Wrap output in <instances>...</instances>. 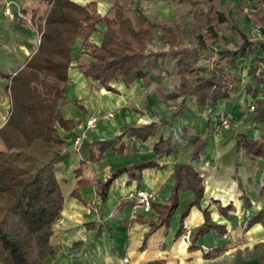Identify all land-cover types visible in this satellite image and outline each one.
Wrapping results in <instances>:
<instances>
[{"label":"crops","instance_id":"obj_1","mask_svg":"<svg viewBox=\"0 0 264 264\" xmlns=\"http://www.w3.org/2000/svg\"><path fill=\"white\" fill-rule=\"evenodd\" d=\"M5 1L12 2V16L6 14ZM71 1L82 6L95 2L102 16L110 15L114 7L121 4L133 13L142 10L156 25L172 21L177 29L160 24L164 32L161 29L158 35V28L155 29L152 44L157 37L163 41L164 35L182 43L188 41L178 32L177 24H181V18H177L178 5L191 4L196 8L190 18L193 27L197 23L196 11H208L204 3L197 6L181 0ZM50 2L0 0V128L5 125L11 108L7 77L20 71L37 51L40 34L34 17L35 14L43 17ZM226 17L230 24L236 25ZM243 23L250 28V22ZM106 30L104 24H99L98 31L90 38L91 43L100 45ZM192 43L183 45L190 49ZM222 43L220 35L215 46H209L207 52H200L193 60H197L198 66L211 67L216 52L236 47L223 49ZM82 44L83 40L79 39L76 54ZM147 52L158 54L151 49ZM255 57H264V50L259 48L255 54H249L240 61L239 69L231 70L233 77H239V83L234 82L231 99L220 101L215 112L201 110L196 98L189 97L185 103L188 110L178 118H174V112L185 97L176 96L181 77L176 60L167 51L154 59L150 86L137 80L127 87L115 80L111 86L117 93L106 90L98 80L87 78L75 61L69 69L66 99L60 103V113L65 120L73 121L74 128L70 131L58 128L65 147L62 153H56L55 163L65 203L51 238L53 253L44 264H125V258L130 264H264V159L254 161L245 151L237 149L238 133L247 134L250 140H259L263 133L260 123L253 121L250 109L262 97L254 99L246 90L248 84L255 82L249 75ZM202 58L209 64L200 63ZM172 105L175 106L170 108ZM224 115L231 117V127L217 125ZM91 117L98 118L94 128L86 125ZM150 124L155 125V133L147 140L127 132ZM122 135L120 142L107 148L103 159L89 160L95 141H109ZM77 136H83V144L75 150L73 142ZM196 137L205 141L198 154L190 141ZM168 138L172 139L173 151L159 158L155 145ZM2 142L0 140V146ZM99 154L96 150L95 157ZM148 161H155L156 166L121 174L111 183L105 200L97 194L100 181L106 182L115 169ZM180 164L191 165L203 178V197L183 218V211L195 201L196 195L193 191H180L178 208L169 225L150 232L157 216L153 209L146 214L141 208L138 215L133 216L134 194L138 189H147L153 194V204H167ZM206 214L211 227L198 238L196 247L190 249V243L184 239L185 232L204 225ZM218 249H222L220 255L207 256Z\"/></svg>","mask_w":264,"mask_h":264},{"label":"trees","instance_id":"obj_2","mask_svg":"<svg viewBox=\"0 0 264 264\" xmlns=\"http://www.w3.org/2000/svg\"><path fill=\"white\" fill-rule=\"evenodd\" d=\"M253 2L255 0H252ZM264 1V0H263ZM200 6L204 3L208 11H196L197 23L194 24L192 47H185L181 40L163 36L168 46V54L176 60L181 83L179 93L183 95L174 118L182 116L187 110L186 100L195 97L201 110L215 112L222 100H230L231 87L239 83L231 70L240 68V61L259 48L264 50V40H252L240 28L229 23L226 15L218 11L211 0H181ZM253 19L264 28V5L254 7ZM36 29L40 34L37 51L25 66L10 80L9 94L11 108L5 125L0 128V140L9 145L10 151H0V263L1 264H44L52 255L51 238L54 227L64 209V193L55 171L62 153L65 139L58 128L66 131L74 128L73 121H67L60 113V103L66 99L69 69L77 61V68L87 77L94 78L108 91L117 93L111 86L113 81L123 82L131 87L135 81L143 80L151 85L150 70L154 59L161 54L147 52L154 40L157 27L142 10L132 12L117 4L110 15L102 16L97 4L90 2L85 6L71 0H51L50 7L43 17H34ZM227 23L239 43L233 50L216 52L212 66H198L193 57L207 52L220 39L218 27ZM104 24L107 30L100 45L91 43L90 38ZM83 40L78 54L75 47ZM249 75L254 84L246 90L257 99L256 109L251 113L253 121L260 123L263 133L259 140H250L245 133L237 134V149L245 151L254 161L264 159V57H255ZM161 76H159L160 78ZM210 121V119H209ZM208 121V123H209ZM147 140L155 133V125L141 129H129ZM124 135L109 141H95L91 146L89 160H101L109 147L120 142ZM171 138L161 140L155 145L160 158L173 151ZM198 154L205 141L192 138ZM99 156L95 157V151ZM84 165V163L82 164ZM156 166L155 161L138 163L133 166L115 169L106 182L99 183L97 194L106 199L111 183L125 172L132 173ZM82 169V167L80 168ZM180 191H193L195 201L183 211V218L203 197V178L189 164H180L176 171V184L167 204H153L157 221L151 223V231L168 226L175 214ZM210 218L190 232V249L195 248L200 236L210 229ZM184 226L179 233H183ZM148 233V236L150 235ZM222 249L213 254L220 255Z\"/></svg>","mask_w":264,"mask_h":264},{"label":"rangeland","instance_id":"obj_3","mask_svg":"<svg viewBox=\"0 0 264 264\" xmlns=\"http://www.w3.org/2000/svg\"><path fill=\"white\" fill-rule=\"evenodd\" d=\"M213 3H215L216 7L218 8L219 11L224 13L226 16H228L233 22L236 23V25L240 28L241 31L246 33L252 40H264V28L260 27L254 22L253 19V12L254 8L252 7V4L254 7L261 8L264 5L263 0H255L254 2L252 0H211ZM203 9H207L206 5H202ZM177 18H181V24H177L179 28V31L182 35H184L185 39L188 41L184 42L183 44H188L190 45L192 43V37H193V24L190 21V18H192V15L195 11V7L191 4L180 6L178 5L177 7ZM35 17L38 18L37 14H35ZM247 23L250 22V28L247 29L245 27V23L242 24L243 21H246ZM162 24L164 27H169L171 30L172 28L175 29L176 26L173 24L172 21H163L159 23V25ZM157 24L158 30L156 33L159 35V31L164 32V29L162 28L163 26H159ZM177 29V28H176ZM219 32H221V38H222V44L220 47L225 49V48H233L235 47L238 43L239 40L236 38V36L231 32L230 27L226 24H222L218 27ZM151 52L153 53H158V54H164L167 50L168 47L163 43V41L157 37V40L155 41L154 44H151ZM166 49V50H164ZM153 55V54H152ZM210 57V56H209ZM208 58V57H206ZM206 58H202L200 63L202 64H209V61ZM165 61V60H163ZM171 62L170 66L173 64L172 60L169 59ZM176 93V92H175ZM172 105L170 108H173ZM225 117H228L227 115H224ZM231 119V117H228ZM231 127V123L230 126ZM3 145L0 146L1 151H10V147L8 144L2 142ZM1 144V143H0ZM5 144V145H4Z\"/></svg>","mask_w":264,"mask_h":264},{"label":"built area","instance_id":"obj_4","mask_svg":"<svg viewBox=\"0 0 264 264\" xmlns=\"http://www.w3.org/2000/svg\"><path fill=\"white\" fill-rule=\"evenodd\" d=\"M11 1H5V5H6V14L9 16H12L11 14ZM151 47H149L150 49ZM250 109L252 111H254L256 109V105H252L250 107ZM110 117L113 116V114L111 113L109 115ZM98 118L97 117H91L87 120L86 125L88 128H94L97 124ZM231 123V120L228 117H221L220 120L217 121V125H221L222 127H229ZM83 144V136H77L74 139L73 142V146L74 149L78 150L82 147ZM134 201L135 204L133 206V211L132 214L133 216H137L138 215V209L141 208L143 210L144 213L149 214L152 212V205H153V194L147 190V189H138L135 194H134ZM87 212L90 213L91 212V208L88 207ZM190 231H186L185 235H184V239L190 243ZM124 263L125 264H130V260L128 258L124 259Z\"/></svg>","mask_w":264,"mask_h":264}]
</instances>
